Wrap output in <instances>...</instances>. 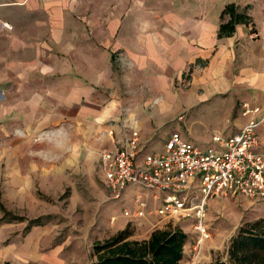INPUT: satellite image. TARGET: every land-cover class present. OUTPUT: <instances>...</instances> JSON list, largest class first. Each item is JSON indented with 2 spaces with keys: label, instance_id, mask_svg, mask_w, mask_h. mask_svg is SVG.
Listing matches in <instances>:
<instances>
[{
  "label": "crops",
  "instance_id": "obj_1",
  "mask_svg": "<svg viewBox=\"0 0 264 264\" xmlns=\"http://www.w3.org/2000/svg\"><path fill=\"white\" fill-rule=\"evenodd\" d=\"M5 24L12 28L8 30ZM262 42L264 0H0V121L9 123L6 131L14 146L44 150L70 146V151L77 150V145L62 139L69 134L73 120L116 115L114 104H98L105 98L104 87L113 85L109 80L112 68L133 72L136 68H162L165 72L160 75L163 80L157 96L167 103L174 99L186 102L183 111L207 99L230 100L226 125L214 132L230 136L247 124V117L233 118V101L256 98L264 103V94L253 97L254 88L264 85ZM188 72L187 92H191L174 96L166 78L182 80ZM144 99L131 94L123 100ZM256 106L264 108L263 104ZM116 123L118 129L127 125L138 130L142 144L152 143L131 116ZM20 124L32 136L51 130L47 146L21 139L17 133ZM186 128L192 139L212 141V135L194 134L192 124ZM258 134V149L264 154V124ZM3 149L6 152L1 156L18 162L20 154L15 148ZM34 168L32 165L31 171ZM18 175L16 171L9 180H19ZM131 222L138 226L133 227L138 240L162 228L158 224L162 220L148 216L118 223L113 235ZM112 223L117 224L115 218ZM36 233L31 231L20 245L2 244L0 264H67L68 257L71 261L74 255L64 245L51 252L40 251ZM211 247L205 245L194 258L193 247L187 243L183 262L213 263L216 257ZM221 258L225 261L227 255Z\"/></svg>",
  "mask_w": 264,
  "mask_h": 264
},
{
  "label": "rangeland",
  "instance_id": "obj_2",
  "mask_svg": "<svg viewBox=\"0 0 264 264\" xmlns=\"http://www.w3.org/2000/svg\"><path fill=\"white\" fill-rule=\"evenodd\" d=\"M6 28L10 30L12 26L10 29L7 26ZM261 45L264 47V42ZM110 71L112 74L109 80L114 81L113 85L104 87L105 98L98 104L100 107L114 104L116 115L104 118L89 116L82 120L79 117L73 120L69 134L65 133L62 139L68 144L77 145V150L70 151V146L67 150L29 149L23 144L14 146V143H10L12 138L6 131L10 129L9 123L0 121V247L4 243L16 242L20 245L21 240L35 230L40 251L51 252V249L64 245L65 251L74 255L71 261L69 257L67 258V264H90L94 243L111 237L118 223L131 219L124 216L126 209L131 211L136 209L133 202L137 194L135 187L127 190L125 199L115 201L111 199L104 182L100 156L105 149L111 147L109 127L118 119H128L131 116L141 127L146 139L152 140L149 151L161 154L164 153L167 137L175 131L202 150L212 145L211 139L204 143L192 139L193 136L186 128L187 124H192L194 134L212 135V138L214 135H220L214 132L226 125L229 106H231L230 100L223 101L221 98L222 101L218 99L208 101L207 99L201 101L202 104L194 109L184 111L182 109L186 102L174 99L167 103L161 100L157 96V90L161 86L159 81L163 80L160 75H164L165 69L136 68L133 72L127 68H112ZM166 80L169 82L167 87L172 89L174 96L178 93L181 97V92H191V90L187 92L191 82V72L185 74L182 80L177 81L169 76ZM241 91L244 93L245 90ZM254 91L257 93H253V97L264 94V85L261 88H254ZM131 94H137L140 99H144L143 97L145 99L134 102L123 100ZM106 98L110 101L107 102ZM244 101H249L253 106L264 105L256 98H248ZM244 101L237 99L232 102L233 118L242 115ZM183 117L184 120L180 121ZM249 121L250 117H247L246 123ZM22 129L20 124L17 133L21 139L43 142L47 146L51 130L32 136ZM5 146L17 150L20 154L18 162L17 159L8 160L4 155L1 156L6 152V149H3ZM12 162L15 163L11 164ZM32 165L35 166L34 171H31ZM16 171L20 172L18 175L20 179L9 180L10 177L14 178L13 174ZM139 191L144 193L141 187ZM199 196V190L195 189L190 194V201ZM206 209L205 223L209 226L211 238L205 245L212 246L210 250L216 258L226 254L232 236L238 233L242 224L264 217V202H253L242 197L210 199ZM114 218L117 224L112 223ZM193 221L194 218L181 222L162 221L158 224L160 227L169 224L182 226L188 233L187 243L193 247L196 237L191 223ZM129 224L134 228L138 227L132 222ZM48 245H51V248H48ZM6 264L11 263L6 262Z\"/></svg>",
  "mask_w": 264,
  "mask_h": 264
},
{
  "label": "built area",
  "instance_id": "obj_3",
  "mask_svg": "<svg viewBox=\"0 0 264 264\" xmlns=\"http://www.w3.org/2000/svg\"><path fill=\"white\" fill-rule=\"evenodd\" d=\"M242 115L252 117L235 134L214 135L206 150L175 131L167 137L161 154L150 152L151 144H142L138 130L127 125L118 129L117 123L111 125L108 129L111 147L100 156L111 199H125L127 190L135 187L136 209H126L124 216L131 219L156 216L162 221L179 222L194 218L193 255L198 258L211 238L205 223L210 199L242 197L264 202V154L258 149V128L264 124V108L245 102ZM140 187L144 193L139 191ZM195 189L200 196L190 201ZM151 203L158 205L152 207Z\"/></svg>",
  "mask_w": 264,
  "mask_h": 264
},
{
  "label": "trees",
  "instance_id": "obj_4",
  "mask_svg": "<svg viewBox=\"0 0 264 264\" xmlns=\"http://www.w3.org/2000/svg\"><path fill=\"white\" fill-rule=\"evenodd\" d=\"M188 234L169 224L155 229L149 238L138 240L129 224L105 240L94 243L90 264H185ZM221 257L211 264H264V217L245 222L232 237Z\"/></svg>",
  "mask_w": 264,
  "mask_h": 264
},
{
  "label": "bare ground",
  "instance_id": "obj_5",
  "mask_svg": "<svg viewBox=\"0 0 264 264\" xmlns=\"http://www.w3.org/2000/svg\"><path fill=\"white\" fill-rule=\"evenodd\" d=\"M6 26H7L8 28H10V25L6 24Z\"/></svg>",
  "mask_w": 264,
  "mask_h": 264
}]
</instances>
